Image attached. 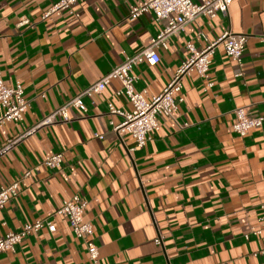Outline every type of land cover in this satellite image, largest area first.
Masks as SVG:
<instances>
[{
	"label": "crops",
	"instance_id": "0c3cea01",
	"mask_svg": "<svg viewBox=\"0 0 264 264\" xmlns=\"http://www.w3.org/2000/svg\"><path fill=\"white\" fill-rule=\"evenodd\" d=\"M141 1L79 0L78 17H44L55 0H0L1 75L8 85L20 81L29 102L21 122L0 127V145L150 43L166 22L151 12L130 18ZM226 30L247 35L242 66L216 47L212 86L205 89L196 72L186 75L176 111L142 148L129 151L130 135L118 137L108 124L122 120L108 114L109 103L132 109L113 79L83 98L86 112L70 108L68 121L39 128L0 156L1 187L62 153L60 168L40 166L0 211V237L44 218L55 230L42 228L0 252V264H264V233L244 238L264 202V121L243 137L231 128L237 107L264 118V0H232L226 14L193 19L159 50V62L134 66V87L146 99L157 95L189 56L187 42L201 49L198 32L214 40ZM74 195L86 203L96 263L67 220L54 216Z\"/></svg>",
	"mask_w": 264,
	"mask_h": 264
},
{
	"label": "built area",
	"instance_id": "2783aa9c",
	"mask_svg": "<svg viewBox=\"0 0 264 264\" xmlns=\"http://www.w3.org/2000/svg\"><path fill=\"white\" fill-rule=\"evenodd\" d=\"M78 1L55 0L45 11L44 17L60 15L62 12H68L72 16L78 17L79 14L73 8ZM231 2L232 0H143L132 7L129 13L130 18H137L143 13L151 12L155 20H165V25L151 38L146 47L125 57L97 81L79 91L31 126L26 127L19 134L8 138L0 145V156L39 128L59 121H68L70 108H78L86 112L83 98L99 94L113 79H117L121 84L116 95L125 96L132 109L131 111H123L109 103L107 105L108 114L120 116L122 120L115 123L110 119L108 124L118 137L123 133L130 135L133 146L129 148V151L142 148L150 139L151 132L160 127V121L172 117L177 109V103L182 101V98L177 97V94L182 90L183 78L192 72H196L204 79L205 89L211 87L212 82L209 79L208 70L215 48L221 46L229 58L242 66V54L246 47L247 35L226 30L214 40H208L204 33L198 32L197 36L206 42L205 46L197 49L193 43L187 42L186 47L189 50V56L174 71L172 78L162 91L150 99L145 98L144 90H135L134 85L138 77L133 72L134 66L142 62L150 64L159 62V50L167 49L168 40L171 36L181 33L185 26L196 17L214 18L219 13L226 14ZM28 105L29 102L25 98L21 82L16 81L12 85L5 84L0 71V127L7 122H21ZM233 112L235 119L231 128L240 137L245 136L250 129L259 128L263 124L264 118L262 116L250 115L244 107H237ZM95 136L102 138V135L98 133ZM40 166L49 169L60 168L62 166V153L55 152L45 155L38 165L24 171L18 179L1 186L0 211L11 198L19 193L20 188L25 185V180L33 172H39ZM259 206L261 214L258 218V225L249 227V231L244 234L245 239H248L251 234L262 235L264 233V202L260 203ZM85 207V201H82L78 195H74L63 201L54 212V216H60L67 220L73 235L85 244L89 259L96 263L98 247L93 241L92 224L85 218ZM42 228H47L48 231L53 232L56 227L51 218L37 219L33 223H28L21 230L8 232L0 237V252L14 251L15 245L21 242L23 238ZM154 242L160 246L162 236L158 234ZM258 253H264V237Z\"/></svg>",
	"mask_w": 264,
	"mask_h": 264
}]
</instances>
